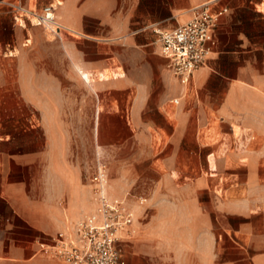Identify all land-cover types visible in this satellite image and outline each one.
Segmentation results:
<instances>
[{"label": "crops", "instance_id": "1", "mask_svg": "<svg viewBox=\"0 0 264 264\" xmlns=\"http://www.w3.org/2000/svg\"><path fill=\"white\" fill-rule=\"evenodd\" d=\"M2 1L0 264H58L49 237L95 207L74 133L134 214L126 264H264V0H20L58 32ZM208 3L227 12L184 85L151 27Z\"/></svg>", "mask_w": 264, "mask_h": 264}, {"label": "built area", "instance_id": "2", "mask_svg": "<svg viewBox=\"0 0 264 264\" xmlns=\"http://www.w3.org/2000/svg\"><path fill=\"white\" fill-rule=\"evenodd\" d=\"M2 3L14 13L15 19H26L52 32L63 28L55 17L52 4L37 10L20 0ZM210 5L194 8L190 19L174 28L151 27L160 54L184 85L190 84L193 73L204 65L217 45L215 29L227 8ZM89 181L93 186L95 207L72 222L67 230L50 236L47 250L58 264H126L122 244L135 232L134 214L123 201L108 196L106 165L98 158ZM144 201L143 197L139 198L140 203Z\"/></svg>", "mask_w": 264, "mask_h": 264}, {"label": "rangeland", "instance_id": "3", "mask_svg": "<svg viewBox=\"0 0 264 264\" xmlns=\"http://www.w3.org/2000/svg\"><path fill=\"white\" fill-rule=\"evenodd\" d=\"M12 13H9V14L12 15ZM74 134L78 136L77 139H76V142H78L79 145H80V142H81V140H80L81 138H82L83 145L89 143L88 144L89 145V148L87 149V158L88 159H87V162L82 165V167H83V174H84V176H87V175H89V174L92 173V171L94 169L93 167H95V162H96V158H97V152H96L95 142H94V139L91 138V133H74ZM80 134L82 135V137H80L81 136ZM237 134H239V133H237ZM115 136L118 139L119 138L120 139H123L124 136H126V134L125 133H116ZM238 137H239V135H237V138ZM104 156L107 158V153H105ZM104 163L106 165V170H107V175H108V164L105 161H104ZM158 167H159V170H161V171H164L165 170L162 165H159ZM142 168H143L142 172L144 173V165H142ZM221 177L223 178V176H221ZM27 232H29V231L26 230V233ZM37 247H38V245H37Z\"/></svg>", "mask_w": 264, "mask_h": 264}]
</instances>
